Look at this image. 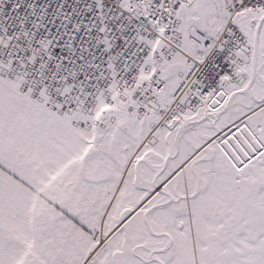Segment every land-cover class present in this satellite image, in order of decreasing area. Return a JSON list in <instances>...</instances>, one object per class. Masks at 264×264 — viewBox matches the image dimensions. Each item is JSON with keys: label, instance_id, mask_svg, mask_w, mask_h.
I'll return each instance as SVG.
<instances>
[{"label": "snow or ice", "instance_id": "snow-or-ice-1", "mask_svg": "<svg viewBox=\"0 0 264 264\" xmlns=\"http://www.w3.org/2000/svg\"><path fill=\"white\" fill-rule=\"evenodd\" d=\"M0 264H264V0H0Z\"/></svg>", "mask_w": 264, "mask_h": 264}]
</instances>
